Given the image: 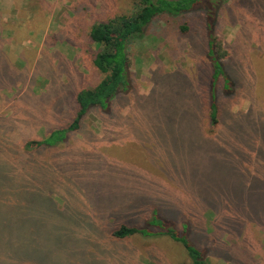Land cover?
<instances>
[{"label":"rangeland","instance_id":"rangeland-1","mask_svg":"<svg viewBox=\"0 0 264 264\" xmlns=\"http://www.w3.org/2000/svg\"><path fill=\"white\" fill-rule=\"evenodd\" d=\"M259 2L225 0L218 13L215 35L228 53L223 61L244 88L213 136L195 122L193 85L176 76L195 72L204 44L193 47L192 37L175 34L152 40L150 29L128 48L136 95L116 105V124L103 125L92 112L86 128L93 137L51 148L38 157V170L26 172L12 171L6 141L25 126H53L47 114L60 109L63 115L72 94L101 79L91 64L98 47L88 42V29L134 7L124 0H0V196L10 198L0 202V264H187L181 245L166 237H109V214L143 226L155 209L193 224L191 240L209 264L250 258L264 264V229L256 221L264 193L258 178L246 175H259L264 166L248 147L264 138V125L246 113L254 97L264 111ZM82 5L85 13L77 17ZM219 153L226 158L221 167L213 161ZM230 182L236 187L226 190L222 184ZM205 203L213 207L215 228ZM221 221L229 233L218 232Z\"/></svg>","mask_w":264,"mask_h":264},{"label":"trees","instance_id":"trees-1","mask_svg":"<svg viewBox=\"0 0 264 264\" xmlns=\"http://www.w3.org/2000/svg\"><path fill=\"white\" fill-rule=\"evenodd\" d=\"M124 1L133 5L134 9L131 13L117 15L105 21L93 22L88 29L86 36L88 42L98 47V51L93 53L91 64L97 74L101 75V79L93 86L84 87L72 94L71 99L65 103L67 109L63 115L59 112L60 109L55 110L52 115L47 114L46 118L54 123L53 126H25L22 132L8 138L5 151L11 158L12 171L19 169L26 172H30L32 169L38 170V157L49 152L51 148L60 144L76 143L86 133L93 137V133L88 132L86 128V119L92 112L98 114L100 123L103 125L113 126L116 124L118 119L117 111H115L116 105L130 100L136 95V87L131 78L128 48L131 44L146 37L150 29L155 33L152 40L167 38V36L175 34L180 37H192L193 47H198V42L204 44L203 50L200 51L202 62L198 64L195 72L189 74L177 70L176 76L186 86L192 87L191 85H193L192 95L196 94V103L194 104L198 109L195 120L197 126L213 136L212 132L218 131L224 125L222 119L226 113V106H230L231 103L233 104L238 100V90L244 86L242 79L240 85L236 70L232 71L223 61L228 53L224 52L218 44L215 35V29L219 22L217 16L223 8L225 0ZM254 1L260 3V0H241V5H251ZM85 9L86 7L83 5L78 7L77 17L82 16ZM242 28L244 27L242 26ZM235 44L238 47L236 42ZM242 51L245 50L241 46ZM263 71L264 68L259 74L262 75ZM257 85L258 81L253 84L255 90ZM243 88L241 87V91ZM255 99L254 97L251 100L252 105H254L251 107V112L248 113V109L246 113L248 116L254 114L256 122H261L264 125V111L256 108L258 103L254 104ZM223 100L224 103H227L224 104ZM145 104H141V106ZM162 106L163 104H157L155 109L158 110ZM69 107L70 109H68ZM156 118L157 115L152 116L151 119L154 121ZM60 122L66 124L61 125ZM57 125L60 126L57 127ZM94 135L97 139L95 133ZM248 147L250 148L249 153L259 156L264 163V138H255ZM204 151L205 149H203ZM242 152L244 153V151ZM243 153L239 152L241 157ZM225 159V155L219 153L215 155L213 161L217 167H221ZM238 160L240 162L241 158ZM261 169L262 173L259 175H254L251 170L246 175L248 180L251 179V182L254 178H258L260 189L264 193V166H261ZM222 185L226 190L236 187L234 184L231 185V182L227 186ZM241 192L248 191L241 189ZM9 201L8 192L1 194V203ZM201 208L207 214L206 218L211 216V223L215 228L211 211L213 207L205 203ZM258 215L256 221L264 229V210H260ZM117 219L113 214H109L105 220L106 223L109 220L107 223L109 237L117 242L138 236H149V238L163 236L181 245L189 259L187 264H209L205 250L199 249L191 240L192 232L195 229L193 224H189L185 219L177 221L176 218L162 217L157 209L152 211L143 226L124 225L122 224L123 221H117ZM220 224L223 228L218 229V232L221 234L229 233L222 221ZM218 227L219 225L216 228ZM196 237L199 236H195V239ZM234 262L237 263L238 261L235 260ZM247 263L255 264L251 258ZM26 264H34V262H27ZM241 264H245L244 260L241 261Z\"/></svg>","mask_w":264,"mask_h":264}]
</instances>
